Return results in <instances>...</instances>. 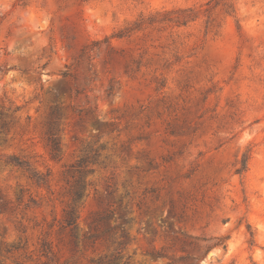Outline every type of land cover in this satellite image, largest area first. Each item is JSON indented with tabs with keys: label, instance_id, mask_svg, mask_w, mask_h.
Returning a JSON list of instances; mask_svg holds the SVG:
<instances>
[{
	"label": "rangeland",
	"instance_id": "374dc122",
	"mask_svg": "<svg viewBox=\"0 0 264 264\" xmlns=\"http://www.w3.org/2000/svg\"><path fill=\"white\" fill-rule=\"evenodd\" d=\"M227 2L0 0V264H264V0Z\"/></svg>",
	"mask_w": 264,
	"mask_h": 264
},
{
	"label": "trees",
	"instance_id": "16d2710c",
	"mask_svg": "<svg viewBox=\"0 0 264 264\" xmlns=\"http://www.w3.org/2000/svg\"><path fill=\"white\" fill-rule=\"evenodd\" d=\"M226 1V5H228V0ZM234 12V11H233ZM232 14V13H231ZM52 120L50 122L49 130H48V141L51 147V151L53 156L56 158L59 156L61 151L60 141L57 138L58 132V121L60 118V114L58 109H55L52 114ZM8 127V124L3 123L2 130H5ZM88 158H83L77 162V164L72 165L68 171V175L73 179L72 183V203L68 210L65 213V217L63 220V227L64 228H76V225L79 220V214L76 210V205L80 202L84 195L85 190V176L89 173L88 170ZM248 156L246 155L242 160V168L240 172H243L247 167ZM5 163L11 165L28 175L32 182H34L38 186H48L50 174H43L37 171V169L28 161L21 159L16 155L7 156L5 159ZM125 242L121 243L120 250L124 247ZM44 248L47 253H50V249L47 244H44ZM112 259L102 258L100 259L97 264H111Z\"/></svg>",
	"mask_w": 264,
	"mask_h": 264
}]
</instances>
